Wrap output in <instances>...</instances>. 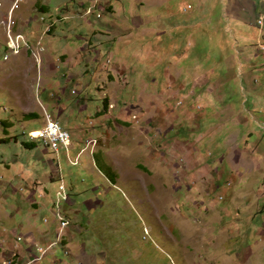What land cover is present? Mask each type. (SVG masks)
<instances>
[{"label": "rangeland", "instance_id": "obj_1", "mask_svg": "<svg viewBox=\"0 0 264 264\" xmlns=\"http://www.w3.org/2000/svg\"><path fill=\"white\" fill-rule=\"evenodd\" d=\"M0 3V264H264V0Z\"/></svg>", "mask_w": 264, "mask_h": 264}, {"label": "built area", "instance_id": "obj_2", "mask_svg": "<svg viewBox=\"0 0 264 264\" xmlns=\"http://www.w3.org/2000/svg\"><path fill=\"white\" fill-rule=\"evenodd\" d=\"M22 1L24 0L14 1L15 4L13 3L12 9L10 10L9 17L7 16V18L4 20V24L6 27V43H10V51H7V54L5 56L17 55L23 49L25 37H21V32H17L14 30L15 21L13 18L14 7H16L18 3L19 2L21 3ZM258 22L260 23L259 24L260 27H262L263 19L260 18ZM263 33L264 32H262L261 35ZM260 46L264 54V42H260ZM28 136L30 140L32 141H36L38 139H45L46 143H49V148L52 149L53 151H60L61 149L66 150L69 160L73 161L74 163L80 162V156L85 150V149H81V151L78 153V155L74 159L70 157L69 153H70V149L73 144L71 134L69 130L66 129L57 119L53 118V116L49 114L47 110H45V121L42 127L40 129L30 131V135ZM93 142H95L93 139L87 140L86 146H92ZM61 191L58 192V195L63 194L61 200H64V191L62 187H61ZM56 207L58 208V204L56 205ZM56 216L58 217L57 219L60 221L62 229L64 226L69 224V221L67 220V218H65L62 213H59L58 209H57Z\"/></svg>", "mask_w": 264, "mask_h": 264}, {"label": "crops", "instance_id": "obj_3", "mask_svg": "<svg viewBox=\"0 0 264 264\" xmlns=\"http://www.w3.org/2000/svg\"><path fill=\"white\" fill-rule=\"evenodd\" d=\"M7 1V3L5 4L4 3V5H5V8L6 7H8L9 6V8H7L6 9V13H8V11L11 9V7H12V4H13V2H14V0H6ZM32 2L33 1H30V4H32ZM1 4V3H0ZM2 5V4H1ZM5 8H3V9H5ZM44 9H45V7H43ZM1 9V8H0ZM8 10V11H7ZM2 12V11H1ZM46 20V19H45ZM30 24H32V23H29L28 25H30ZM52 29L51 30H53L54 31V27H55V23H54V21H52ZM25 26V25H24ZM27 28H28V26H27ZM5 30V29H4ZM97 30L95 29L94 31H93V33H95ZM24 32L25 33H27L28 35H30V37H32V39L34 38V30H33V27L31 26L30 27V29H24ZM24 33V34H25ZM27 34H25L26 36H27ZM51 34V33H50ZM28 37V36H27ZM248 37H250L249 35H248ZM249 39V38H248ZM30 40V39H29ZM90 43V42H89ZM32 44H33V42H32ZM25 47V46H24ZM43 47V46H42ZM45 47V46H44ZM43 47V48H44ZM82 48H84V47H82ZM25 49V48H24ZM27 52H28V50L27 49H25ZM27 52H25V53H27ZM43 52L45 53V51H44V49H43V51H42V54H43ZM45 58H47V55L45 54ZM43 59H44V55H43ZM43 59L41 58V60H42V65H43ZM47 62H51V61H49V59L47 60ZM53 64V63H52ZM47 65V64H46ZM45 65V66H46ZM31 142V141H30ZM32 143H36V142H32ZM32 143H30V144H32ZM100 170V169H99ZM100 172H101V170H100ZM112 176H113V174H111ZM108 178V177H107ZM109 179V178H108ZM67 202H69V201H67ZM67 202H65V203H67ZM38 202L37 201H35V202H33V205H36V206H38ZM61 212V210L58 208V212ZM55 215H56V213H55ZM15 216H14V214L13 213H1L0 212V223H2V221L5 219V218H7V219H10V221L12 222V223H14V221H15V218H14ZM14 232H16L17 230L15 229V228H13L12 229ZM0 235H1V231H0ZM23 235H26V236H29L30 235V233H25V234H23ZM68 243V242H67ZM67 243H65V245L67 244ZM69 244V243H68ZM15 248L18 250V248L15 246ZM11 255H12V257H10V259L11 258H14V262L16 263V262H22V255L20 254V252H17L16 253V251H13V253L11 252ZM25 264V263H24Z\"/></svg>", "mask_w": 264, "mask_h": 264}, {"label": "trees", "instance_id": "obj_4", "mask_svg": "<svg viewBox=\"0 0 264 264\" xmlns=\"http://www.w3.org/2000/svg\"><path fill=\"white\" fill-rule=\"evenodd\" d=\"M106 101H107V98H105V101H104V106L106 107L107 106V104H106ZM31 115H34L35 116V114L33 113V114H31ZM97 160H98V168L113 182V183H116V180H115V178H114V175L112 176L111 174H113L112 172H111V167L110 166H107V165H102L101 163H100V160L98 159V158H96ZM100 165H102L101 167H100ZM62 229V228H61ZM64 229V228H63ZM62 229V230H63Z\"/></svg>", "mask_w": 264, "mask_h": 264}, {"label": "clouds", "instance_id": "obj_5", "mask_svg": "<svg viewBox=\"0 0 264 264\" xmlns=\"http://www.w3.org/2000/svg\"><path fill=\"white\" fill-rule=\"evenodd\" d=\"M12 6H13V4H12ZM11 9H12V7H11ZM10 9V10H11ZM9 10V11H10ZM9 13V12H8ZM7 18V17H6ZM5 37H6V27H5ZM6 43V42H5ZM18 55V54H17ZM38 63V62H37ZM40 63H42V60L38 63V65L40 64ZM46 109H44V111H45ZM67 129V128H66ZM30 139V138H29ZM89 140V139H88ZM94 140H96V144H97V139H94ZM31 142H37L38 140H36V141H32V140H30ZM87 142V141H86ZM95 144V145H96ZM95 145H93V146H89L90 148L91 147H94ZM87 149V148H86ZM81 151V150H80ZM85 151V150H84ZM79 153V152H78ZM81 157V156H80ZM98 167V166H97ZM112 182V181H111ZM113 183V182H112ZM69 196V195H68ZM70 198V197H69ZM69 198L66 200V201H64V200H61V201H64V202H67V201H69ZM60 203V202H59ZM60 210H61V208H60ZM61 213H62V210H61ZM63 214V213H62ZM63 216L65 217V218H67L64 214H63ZM57 217V216H56ZM67 220L69 221V219L67 218ZM69 223H70V221H69ZM64 228V227H63Z\"/></svg>", "mask_w": 264, "mask_h": 264}, {"label": "bare ground", "instance_id": "obj_6", "mask_svg": "<svg viewBox=\"0 0 264 264\" xmlns=\"http://www.w3.org/2000/svg\"><path fill=\"white\" fill-rule=\"evenodd\" d=\"M21 34L23 35L22 32H21ZM23 36H24V35H23ZM8 46H9V43H7V46H6V47H7V51H9V50H8V49H9ZM24 46H28V43H27V45H24ZM28 135H29V133H28ZM38 140H40V139H38ZM44 141H45V145L49 147V143H46V140H45V139H44ZM57 152H58V151H57ZM68 198H69V196H68ZM68 198L65 197L64 200H67ZM58 208L60 209L59 204H58ZM59 213H61V212L59 211Z\"/></svg>", "mask_w": 264, "mask_h": 264}]
</instances>
